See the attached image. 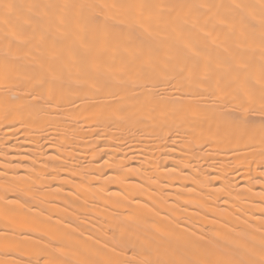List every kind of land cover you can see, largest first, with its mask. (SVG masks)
<instances>
[{
	"label": "bare ground",
	"instance_id": "obj_1",
	"mask_svg": "<svg viewBox=\"0 0 264 264\" xmlns=\"http://www.w3.org/2000/svg\"><path fill=\"white\" fill-rule=\"evenodd\" d=\"M0 264H264V0H0Z\"/></svg>",
	"mask_w": 264,
	"mask_h": 264
}]
</instances>
